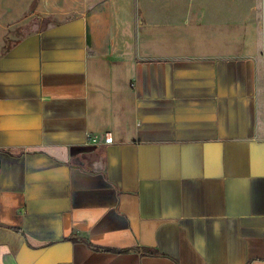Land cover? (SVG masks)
Returning <instances> with one entry per match:
<instances>
[{
  "label": "crops",
  "instance_id": "crops-1",
  "mask_svg": "<svg viewBox=\"0 0 264 264\" xmlns=\"http://www.w3.org/2000/svg\"><path fill=\"white\" fill-rule=\"evenodd\" d=\"M201 4L0 0V264H264L262 59Z\"/></svg>",
  "mask_w": 264,
  "mask_h": 264
},
{
  "label": "rangeland",
  "instance_id": "rangeland-1",
  "mask_svg": "<svg viewBox=\"0 0 264 264\" xmlns=\"http://www.w3.org/2000/svg\"><path fill=\"white\" fill-rule=\"evenodd\" d=\"M201 3L204 10L222 16L229 14V19L220 18L211 28L214 32L224 33L226 38L233 37L234 41L250 39L255 54L262 59L261 72L264 73V0H201Z\"/></svg>",
  "mask_w": 264,
  "mask_h": 264
},
{
  "label": "built area",
  "instance_id": "built-area-1",
  "mask_svg": "<svg viewBox=\"0 0 264 264\" xmlns=\"http://www.w3.org/2000/svg\"><path fill=\"white\" fill-rule=\"evenodd\" d=\"M112 135L108 132L106 133V142L109 143L110 141H112Z\"/></svg>",
  "mask_w": 264,
  "mask_h": 264
}]
</instances>
